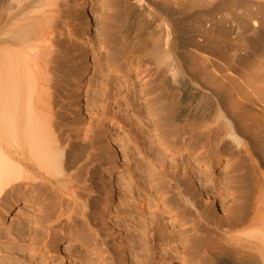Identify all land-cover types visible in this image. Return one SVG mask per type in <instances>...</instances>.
Wrapping results in <instances>:
<instances>
[{
  "label": "bare ground",
  "instance_id": "6f19581e",
  "mask_svg": "<svg viewBox=\"0 0 264 264\" xmlns=\"http://www.w3.org/2000/svg\"><path fill=\"white\" fill-rule=\"evenodd\" d=\"M72 2L0 0V227L22 204L5 251L47 264L65 237L104 246V264L114 250L141 258L137 240L108 245L101 227L114 193L107 173L123 159L146 187L134 203L126 181L124 202L139 216L130 219L144 236L157 226L163 262L264 264V0H109L86 41ZM89 54L98 80L82 115L60 91ZM122 64L142 75L120 116L109 108L120 88L109 85ZM192 150L197 167H181ZM210 151L227 156V179L213 180Z\"/></svg>",
  "mask_w": 264,
  "mask_h": 264
},
{
  "label": "rangeland",
  "instance_id": "374dc122",
  "mask_svg": "<svg viewBox=\"0 0 264 264\" xmlns=\"http://www.w3.org/2000/svg\"><path fill=\"white\" fill-rule=\"evenodd\" d=\"M91 1H92L91 3H89L88 0H75V2H72V3H74L73 5L76 8H78V11L80 9V11L77 13L78 14L82 13V15H85V17L83 19L89 23V25L87 26V35L84 36L83 41H86L89 36L94 37L96 22L101 20L103 13L107 10L108 7L112 8V6H109V5L107 6V3L109 2V0H91ZM84 20H82V21H84ZM83 41H81V42H83ZM93 59H94L93 55L89 54L86 57V64H85V66L82 69V72L80 74L74 75V73H75L74 72L71 74V76L70 75L66 76L67 77L66 82L69 81V83H67L68 87L64 88L63 90L60 91L61 98H60L59 103L64 104L66 106V108H68V111H74L75 113L79 112L82 115L84 112L86 115V109H85L86 108L85 103L87 100L86 98H87V96L92 94V88H93L92 85H93V83H96L98 80L97 75L94 74V66L92 65ZM87 65H89L90 67L88 68ZM140 71L135 70L133 68H130L129 65H127V64H122V66L120 68H118L117 71L111 72V83H110L111 85H109V86H114L116 88H120V90H119L120 91V95H119L120 98L117 100V102H115V100L118 96L111 97V100H110L111 102L109 103V108L113 112L117 111L120 116H122L125 113V104H124V100L122 98L128 92V87H126V86H128V85L134 86V87L138 86V82L140 83L139 78L142 75V73H140ZM138 75H139V77H138ZM73 78H76L77 82L73 83ZM77 85H79V86L77 87ZM115 90L116 89L113 88V91H115ZM118 109H120V110H118ZM112 122L113 121H110L109 123H107L108 131L110 130L109 131L110 133H113L115 131L119 132L120 129H116V127L113 126ZM177 151H179V150H177ZM195 152H196L195 150L194 151L192 150L191 152H188V153L183 152L184 155H183V158L181 157L183 159L181 161V163H182L181 167L183 166V164H184L183 161L185 162V160H187V161L189 160L192 166L197 167L198 162H197ZM226 159H227V156H224L223 153H218L215 151H213V152L210 151L208 154H206V156H204V162L210 163V165H212V167H210L211 168L210 173L214 174L213 180H217V181L225 180V179H227L228 175L230 173H232L231 166L226 164ZM236 159L238 160L239 158H233V161L234 160L236 161ZM118 163L120 165L119 168L113 167L111 169V171L109 172V174L107 173V178H108V180L111 181L110 183L114 188V191H113L114 193L112 196V201L108 204L109 209H108V207L106 209V214H105V216L107 215L105 217L106 222L101 227H103V230L105 229L104 234H106V236H108V237H106L107 240L105 238L106 243L108 242V245L109 244L111 245V241H112V239H114V237H115L117 242H120V240H124L125 243L128 242L126 240L129 237L131 240L134 239V240H132L133 242L136 240L138 241V242L137 241L134 242V246L132 245L131 248L133 249V251L131 249V252H134V254L140 253L139 255L142 254L143 256L141 255V258L139 257V259L134 260L133 258H130V256H129L130 253L127 252L129 259L127 258L128 261L127 260L123 261L122 258L119 257L120 255H117V254H119V253H116L118 251L114 250L111 253L112 256L110 257V262H108L106 264H131L132 260H133L132 264H138V263L140 264L141 262H142L141 264H181L178 259H174V260L170 261L169 263L163 262L160 259L161 253L157 250L158 249L157 248L158 239H159V236H158L159 233H158V231H156L157 226L152 227L149 225L147 227V229L145 226H143V228H140V226H138L139 229L145 228L147 230V231L142 230L143 233L144 232L147 233V234H145L146 237L141 233L140 230H138V231L136 230L137 228L135 225V220H134V223L132 221H133V219H139V216L137 215V212L133 210L134 209L133 205H135V204L132 205L133 201H131V199L134 200L139 195L145 194V192H146L145 188L146 187L138 188V181L136 180L137 177L132 174L133 168L131 167V163L128 162L125 165L123 159L121 161H119ZM130 175H132V177H129ZM131 178H133V179L131 180ZM128 180H131V184H133L131 187L132 191L134 189L132 196H133V194L135 195V196H133L134 198L130 199L129 202H131V203L129 204V206H128L127 202H124V195L127 194L126 193L127 190L125 189V185L127 182H128V184L130 183ZM119 194L121 195V199H118ZM122 199H123V202H122ZM136 199L134 200V203H135ZM20 203H16L12 206L11 210H12V214H14V215H12V217H10L9 220H6L0 227V247H1V249H0V251H1L0 252V264H19L20 260L22 261V258H23L22 253L18 252L20 255H22V256H20L21 258L20 257L18 258L17 256H19V254L16 255V253H15V255L13 254V256H12V255H10L11 253H8L9 251L8 252L5 251V248H6L5 245H8V244H6L7 242H6V239L4 236V234H6L9 229L11 230L13 227H15L16 226L15 224L18 222L16 219L17 215L15 214V212L17 211V209L19 207L22 206V204H20ZM130 205H132V206L130 207ZM29 208H31V207H29ZM29 208H25L26 212H24V213L28 212L27 215L25 214L26 216L24 215L25 217L29 216L31 213ZM129 208H131V209H129ZM130 218L132 219V221ZM141 218H143V217H141ZM148 218L149 217L147 216V219ZM134 228H136V229H134ZM135 231H137V232H135ZM138 233L140 235H142V237H145V240H143V238ZM137 234L139 236H137ZM6 236H8V233L6 234ZM130 239H128V240H130ZM141 243H143V244H141ZM73 244L75 245V248L71 249ZM137 244H139V245H137ZM139 246L141 249L139 248ZM103 247L104 246H101V247L97 246L95 248L94 244H91L90 246L87 247L85 245H82L81 242L78 240L77 241L76 240L70 241L69 239H67L65 237H60L59 240L55 244V248H56L55 253L56 254L52 257L53 259L52 258L46 259V258L42 257V260H47V264H51L52 262H57V261L58 262L62 261L63 264H104L102 261V259H103L102 256L104 253L102 252L103 250H101V248H103ZM138 248H139V251L137 250ZM72 250H74V251H72ZM68 252H70V253H68ZM67 253L69 255H67ZM113 253H115V254H113ZM24 256H25L24 258L26 259L25 261L27 262V258H29V252L26 251ZM142 257H143V259H142ZM37 260L38 261L41 260V257L38 254L34 256L32 261H28V262H30V264H34L35 262H37ZM136 261H139V262L136 263ZM87 262H89V263H87ZM22 263H23V261L20 264H22ZM184 264H186V263H184ZM189 264H196V259L193 258Z\"/></svg>",
  "mask_w": 264,
  "mask_h": 264
}]
</instances>
